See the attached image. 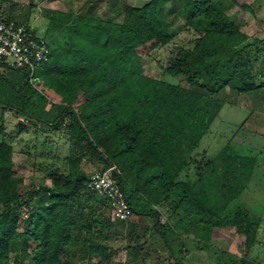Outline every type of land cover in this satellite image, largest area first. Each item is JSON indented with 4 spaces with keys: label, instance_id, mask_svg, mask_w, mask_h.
<instances>
[{
    "label": "trees",
    "instance_id": "16d2710c",
    "mask_svg": "<svg viewBox=\"0 0 264 264\" xmlns=\"http://www.w3.org/2000/svg\"><path fill=\"white\" fill-rule=\"evenodd\" d=\"M230 4L252 10L238 0L120 1L117 19L48 9L41 34L47 58L32 71L0 62V264H97L94 255L100 263L112 252L110 232L131 216L137 217L126 230L133 251L138 221L151 220L174 259V251H185L175 246L180 238H213L224 247L230 235L240 245V264H264L248 257L264 219L245 207L227 211L249 189L257 155L230 142L211 157L195 153L224 105L223 90L264 88L253 71L264 64L256 54L262 40L240 30L227 13ZM2 14L0 22L37 32L28 19ZM184 31L192 35L187 44L176 43ZM170 44L165 61L157 62L161 77L147 75L152 53ZM7 113L18 134L35 135L32 147L46 145L56 130L67 135L61 166L34 164L46 173L30 187L14 166ZM85 162L97 170L115 165L128 219L114 218L107 199L87 188L92 172L82 168Z\"/></svg>",
    "mask_w": 264,
    "mask_h": 264
},
{
    "label": "rangeland",
    "instance_id": "374dc122",
    "mask_svg": "<svg viewBox=\"0 0 264 264\" xmlns=\"http://www.w3.org/2000/svg\"><path fill=\"white\" fill-rule=\"evenodd\" d=\"M120 1L129 5L140 6L148 0H0V14L11 13L14 17L20 18L21 21L28 19V23L41 35L47 27V15L50 14L48 9H60L74 14L117 19ZM238 2L251 6L252 10H242L237 4H230L227 13L235 17V22L240 26V30L248 37L262 40L256 54L259 61L264 60V0H238ZM182 23L183 20L177 18L173 26L179 28ZM191 36V33L184 31L179 33L175 41L176 43L187 44V39ZM171 45L152 53V58L146 62L144 68L147 75L161 77L157 62L165 61ZM253 71L260 75V80L264 81V64H256ZM8 73L14 75L12 71ZM14 78L17 77L14 76ZM30 78L32 80L30 83L35 84V80H37L35 74H32ZM221 96L224 98V105L201 139L195 153L204 152L208 157H211L224 144L230 142L235 146H242L243 151L256 154L258 157L257 165L249 189L239 198L230 202L229 210L237 206L245 207L264 219V88L247 93H233L226 88L221 92ZM219 98L221 97L219 96ZM16 122V118H13L11 114H5L6 137L8 140L12 139L14 145V166L18 173L24 175L26 187H30L37 184L46 173L43 170H36L33 167L34 164L46 161L45 163L52 162L56 166H61L69 151L67 135L56 130L45 137L47 147L46 145L32 147L35 142V135H30V132L26 135L25 133L18 134V129L14 126ZM36 136L38 141L43 137L41 134ZM28 148L31 149V153L36 154H26L25 150ZM42 154L46 156H42ZM82 168L87 172L97 170L96 165L89 162H85ZM162 210L166 212L165 208ZM164 220L165 216L161 215L160 221ZM260 224L262 228H260L259 240L264 238V232H262L264 221ZM123 225L116 224V227L110 232L108 245L112 252H110L108 259L99 263L100 256L94 255L93 262L97 264H174L176 259L180 264H228V262L233 263L234 260H236L234 263L240 264L237 257L228 255L223 249L224 247H219L221 245L219 244L220 240L214 239L212 242L204 243V241L199 240L198 236L177 240L176 248L181 249L184 246L185 251L182 254L174 251L175 259L169 255L166 247L157 239V236L150 237L149 243L139 242L136 250L133 251L128 248V244L129 241L134 240H130L129 233L121 228ZM181 240L182 242H180ZM252 253L256 254L253 255ZM237 254L239 255V253ZM249 255H252L250 259L264 263V248L259 243L252 245ZM25 262L21 259L16 260V264H25ZM10 264L15 263L12 261Z\"/></svg>",
    "mask_w": 264,
    "mask_h": 264
},
{
    "label": "built area",
    "instance_id": "2783aa9c",
    "mask_svg": "<svg viewBox=\"0 0 264 264\" xmlns=\"http://www.w3.org/2000/svg\"><path fill=\"white\" fill-rule=\"evenodd\" d=\"M48 45L42 35L15 21L0 22V62L8 67L32 71L47 58ZM115 165L92 172L86 182L87 188L101 194L112 207L117 219H128L131 208L115 174Z\"/></svg>",
    "mask_w": 264,
    "mask_h": 264
},
{
    "label": "crops",
    "instance_id": "0c3cea01",
    "mask_svg": "<svg viewBox=\"0 0 264 264\" xmlns=\"http://www.w3.org/2000/svg\"><path fill=\"white\" fill-rule=\"evenodd\" d=\"M227 211H231V210H229V206L227 208ZM136 219H137L136 216H132L131 217V221L124 222L125 225L122 224L123 226L121 228H123V230L126 232L127 226L131 225L130 223H132V222H137ZM138 222H140V223L137 224V229H135V234L139 236V242L145 241V242L149 243L148 240L150 239V237L157 236V239H159L164 244L162 236L160 235V233L153 226V222L154 221H138ZM160 222L164 223V221H160ZM262 232H264V230ZM227 239L228 240H225L223 242L224 248L223 247H220V248L225 249L227 254L230 255V256H234V258H236V257L238 259L241 258L242 257V253H241L240 245L239 246L237 245L236 237L229 235ZM212 240L214 241L213 238L211 239V241ZM259 245L264 248V246H263L264 245V238L260 240ZM164 246H165V244H164ZM166 249H167V247H166ZM237 253H239V255ZM252 254L255 255L256 253H252ZM251 256L248 255L249 258ZM234 261H236V260H234Z\"/></svg>",
    "mask_w": 264,
    "mask_h": 264
}]
</instances>
